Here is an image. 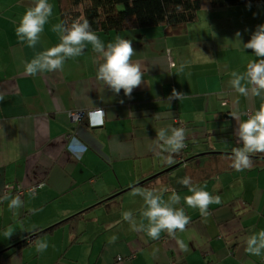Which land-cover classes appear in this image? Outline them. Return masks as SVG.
<instances>
[{
  "label": "crops",
  "instance_id": "1",
  "mask_svg": "<svg viewBox=\"0 0 264 264\" xmlns=\"http://www.w3.org/2000/svg\"><path fill=\"white\" fill-rule=\"evenodd\" d=\"M49 3L53 15L30 48L16 27L34 0H0V254L37 229L98 207L81 222L7 253L0 264H264V253L245 250L248 238L264 230V152L252 155L250 168L232 166V148L242 146L239 123L262 101L240 95L229 83L231 72L244 73L250 61L260 59L243 44L264 24V14H222L205 4L204 14L181 30L159 26L97 33L105 45L117 35L132 39V60L140 64L143 80L129 97L97 80L103 61L91 44L67 59L62 71L26 73L25 62L60 43L51 31L61 21L59 2ZM182 60L188 66L180 73L173 64ZM173 89L181 95L170 100ZM90 110L104 111L102 128L70 121V114ZM177 122L187 129L186 146L171 154L175 162L168 164L170 154L158 146L157 133L178 127ZM185 176L220 196L221 203L209 205V216L185 203L191 193L177 182ZM147 179L154 180L139 185ZM11 186L22 190L24 201L15 215L8 203L17 194H4ZM162 186L169 190L164 199L173 190L180 195L177 207L191 220L175 238L164 231L153 240L133 231L122 213L131 211L139 222L146 206L132 190ZM9 225L15 230L5 238ZM37 240L48 242L45 252L36 251Z\"/></svg>",
  "mask_w": 264,
  "mask_h": 264
},
{
  "label": "clouds",
  "instance_id": "2",
  "mask_svg": "<svg viewBox=\"0 0 264 264\" xmlns=\"http://www.w3.org/2000/svg\"><path fill=\"white\" fill-rule=\"evenodd\" d=\"M53 15V5L49 0H34L33 6L29 7L20 18L16 27V35L21 42H27V46L34 48L40 40L44 26ZM51 31L59 35L60 43L38 53L33 59L25 62L27 74L35 77L39 73L63 70L67 59L80 56L87 44H91L93 51L99 54L103 62L98 63L96 78L102 81L115 94L123 90L125 96H131L133 90L141 85L143 72L132 57L136 54L133 48L132 39L117 35L113 42L105 43L91 28L87 19H76L70 25L60 21L51 26ZM240 33L236 36L239 38ZM239 40V39H238ZM241 43V41L239 40ZM245 49H251L260 59L250 61L247 71L240 73L231 72L232 79L229 81L232 88L245 97H260L262 103L259 110L249 115L246 120L239 123L236 135L242 142L241 147L232 148V166L237 171L252 166V155L257 152H264V24L258 25L247 43L243 44ZM188 66L187 61H181L178 65L173 64L177 71L182 73ZM181 93L173 89L169 97L179 98ZM4 97L0 95V101ZM246 114V113H245ZM187 129L180 127L161 128L157 133L158 146L170 155L167 158L168 164H173L171 154L179 153L186 145L185 140ZM227 144L226 141H223ZM179 184L188 188L191 193L184 197L188 207L198 209L202 217L210 215L209 205L221 203L220 196H213L205 190L206 186L192 183L190 177L179 178ZM167 187L140 188L132 190V196H140L143 199L144 207L139 222L134 218L131 211L122 213L124 221L128 222L133 231H144L153 240L160 238L161 232L166 231L169 236L175 238L176 232H183L190 223L191 217L186 214L183 207H177L180 203V195L174 190L167 199L164 194L168 192ZM34 195V193H33ZM3 200H9L4 196ZM24 201L19 195L12 197L8 203V209L16 214L17 209L23 207ZM147 220V225L144 224ZM14 227L9 225L3 232L5 238H10L14 233ZM117 237L112 235L109 242H116ZM182 250L187 251V245L177 241ZM46 240H37L35 248L38 253H43L48 248ZM246 252L249 255L261 256L264 253V230L251 235L247 240ZM158 249L153 250V255Z\"/></svg>",
  "mask_w": 264,
  "mask_h": 264
},
{
  "label": "trees",
  "instance_id": "3",
  "mask_svg": "<svg viewBox=\"0 0 264 264\" xmlns=\"http://www.w3.org/2000/svg\"><path fill=\"white\" fill-rule=\"evenodd\" d=\"M58 2L61 20L66 24L70 25L76 19H87L91 28L101 34L159 26L169 31L182 29L198 19V14L205 4L211 11L264 4V0H58ZM153 180H143L139 185L147 186ZM97 207L98 205H95L55 225L35 230L22 242L0 254V260H5L7 253L13 255L33 243L36 238L49 235L57 228L81 222Z\"/></svg>",
  "mask_w": 264,
  "mask_h": 264
},
{
  "label": "built area",
  "instance_id": "4",
  "mask_svg": "<svg viewBox=\"0 0 264 264\" xmlns=\"http://www.w3.org/2000/svg\"><path fill=\"white\" fill-rule=\"evenodd\" d=\"M224 105V103H223ZM104 111L103 110H90L87 112H78L74 114H70L69 118L71 122H80L85 121V125L88 129H99L102 128L104 125ZM179 125L177 128H180V123L177 122ZM9 190H13L17 195L22 194V190L19 187H6L4 189V194H7ZM34 189H31V191ZM122 260L121 258L118 259V261Z\"/></svg>",
  "mask_w": 264,
  "mask_h": 264
},
{
  "label": "rangeland",
  "instance_id": "5",
  "mask_svg": "<svg viewBox=\"0 0 264 264\" xmlns=\"http://www.w3.org/2000/svg\"><path fill=\"white\" fill-rule=\"evenodd\" d=\"M220 11L222 12V14H264V4H259L255 6L244 5V6L233 7L229 9H221ZM199 14H204L203 10H201Z\"/></svg>",
  "mask_w": 264,
  "mask_h": 264
}]
</instances>
